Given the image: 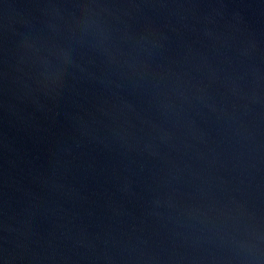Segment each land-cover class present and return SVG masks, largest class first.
Wrapping results in <instances>:
<instances>
[{
    "label": "water",
    "instance_id": "95a60500",
    "mask_svg": "<svg viewBox=\"0 0 264 264\" xmlns=\"http://www.w3.org/2000/svg\"><path fill=\"white\" fill-rule=\"evenodd\" d=\"M0 264H264V0H0Z\"/></svg>",
    "mask_w": 264,
    "mask_h": 264
}]
</instances>
